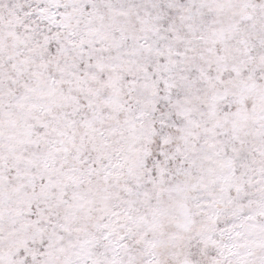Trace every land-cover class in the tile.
I'll return each instance as SVG.
<instances>
[{
	"label": "snow or ice",
	"instance_id": "snow-or-ice-1",
	"mask_svg": "<svg viewBox=\"0 0 264 264\" xmlns=\"http://www.w3.org/2000/svg\"><path fill=\"white\" fill-rule=\"evenodd\" d=\"M0 264H264V0H0Z\"/></svg>",
	"mask_w": 264,
	"mask_h": 264
}]
</instances>
